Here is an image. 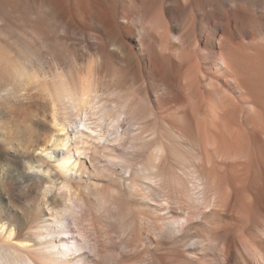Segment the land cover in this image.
<instances>
[{"label": "bare ground", "instance_id": "1", "mask_svg": "<svg viewBox=\"0 0 264 264\" xmlns=\"http://www.w3.org/2000/svg\"><path fill=\"white\" fill-rule=\"evenodd\" d=\"M166 115L190 154L181 166L175 159L187 177L173 174L176 194L162 199L173 222L185 230L211 209L239 210L223 179L246 184L252 145L264 150V0H0V264H71L73 235L96 219L89 195L108 201L90 170L97 159L107 181H129L128 197L159 216L145 189L166 184L168 152L156 127ZM23 120L48 140L31 148L15 137ZM85 175L80 189L74 180ZM33 198L44 201L42 214L18 209L25 202L31 210ZM153 223L163 235L168 224ZM150 227L143 235L154 244ZM248 235L207 236L215 258L204 247L202 256L196 247L173 253L182 264H264V244ZM109 255V246L98 250L102 262Z\"/></svg>", "mask_w": 264, "mask_h": 264}, {"label": "rangeland", "instance_id": "2", "mask_svg": "<svg viewBox=\"0 0 264 264\" xmlns=\"http://www.w3.org/2000/svg\"><path fill=\"white\" fill-rule=\"evenodd\" d=\"M40 57L42 58V61L43 60L46 61L48 67H53L55 65V62L50 59L51 57L49 54L44 53ZM168 116L167 117L164 116L160 118L161 120L165 118L164 119L165 121H158L156 123V127L159 129L160 132H162L161 133L162 140L165 139L164 141L166 142L165 147L167 149L166 152L168 153H166L167 157L165 160H168V162L171 163L168 164V162L165 161L163 165L164 167H162L166 184H164L165 187L164 186L156 187V185L155 186L154 184L151 185L152 183L150 184L148 182L146 184L148 185V187L145 189L147 195L150 198L149 199L150 203L152 205L160 206L159 208L160 215L159 216L156 215V218H154L153 212L155 209L153 208V206H147V205L143 206V204L136 203V201H133L132 198L128 197L129 195L127 191L129 189L127 188V183L129 181H125L124 183L116 182L114 180L107 181L104 173V167H105L104 162H101L98 159L94 160L90 170L92 171V174L93 175L95 174L99 180L104 181L105 184L104 186H106L105 188H107L105 196L108 201L104 202L103 199L100 198V196L95 194L92 195V193L89 195L91 196L88 197V205H90L89 216H92L93 219L94 218L97 219V220L95 219V221L93 220V223L96 225L92 223L87 224L86 221L84 222L85 223L84 225H81L82 235L79 234V232H75V234L73 235V238L75 239L73 240V243L78 251V256H76L72 261H70L71 264H182V255L173 253V249H178L181 253H188L191 247H196L195 250L192 252V254H195L197 256L204 255L205 253L203 252L202 249L204 247L210 252L209 253L210 258H215L216 255L219 256V253L217 250L211 248L210 246L211 241L207 238V236H209L210 234H214L215 232H219L220 240H229V241H236L239 240V238L241 239L247 237L249 233L248 239L251 242L252 241L253 243L256 242V244L262 242V244H264V224H263L264 223V200H263L264 184L262 185V182H264V179L262 177L264 176V174H262L264 173L263 170L264 168L262 169L263 171L261 170L262 166H264V153H262L264 152V150L258 144H254L251 147L252 149H251L250 162L252 160L253 161L251 162L252 164L249 163L250 168L252 167L251 168L252 170H254V168L257 169V167L261 170V171L259 170L261 174L258 172L260 174L259 176L257 175L258 178L256 179L255 176L256 169L253 171L254 173L250 169L251 175L247 176L248 180H246V184L244 181L235 178L231 174H228L223 179V182H228V183L231 182L236 188V190L234 191L235 199H233V203L238 205L239 210H234V209L231 210L227 208H220L219 210L211 209L207 211L206 214L202 215V218H198L202 220L190 223L189 227H187L185 230H182V226L173 222L174 217L171 214H168L169 209H167V207L163 204L162 199L165 196L171 199L172 196L176 194L175 179L173 174H176V172L178 171L179 176H181L182 178L186 176L183 175L184 170L183 169L180 170V166L182 163H179V161L181 159V155L182 157L188 156L189 158L190 154L188 153L189 150L187 151L185 146L182 144L183 142L180 141L175 134H173L174 131L173 133L171 131V129L173 130V128L176 126V124H174L175 123L174 120L176 121V123L177 120L175 119V117L173 118L172 116H169V121H167ZM74 119L75 122L79 121V117H75ZM170 119L173 120L174 123L171 122ZM22 122L24 124H22ZM19 123L21 128L18 131L14 130V136L24 141V143L29 144L31 148H33L37 144H44L48 140L49 136L43 133L34 123L28 121L26 122L25 120ZM165 123L166 125L168 124L167 125L168 127L166 125H163ZM25 125L26 126L28 125L29 130L27 129V131H24ZM75 125L77 124L74 123L73 126ZM9 126L16 128V125H12V123H10ZM32 126L33 128H31ZM21 129L23 130V132ZM166 136L169 138H166ZM0 142H1V137H0ZM254 146L256 147V149L258 148L259 149L256 151ZM150 150L151 149L144 152L142 157H140L141 158L140 160H146L148 158L147 155H149ZM252 152L253 154L255 153V155H253ZM257 152L258 154H256ZM43 156H45L47 159V156L45 154H43ZM253 156L255 157V159H252ZM259 156L261 158V160L259 159L260 161H258ZM137 159L139 160V157H137L136 160ZM170 159H172V161H174L175 164L172 163ZM175 159L180 164V166L176 165L177 162L175 161ZM47 160L52 164H56L55 158H49ZM87 161L88 164L90 165L91 162L90 159H88V157H87ZM172 167L174 168L172 169ZM53 173H56V170H54ZM125 174L126 176L127 175L129 176V173L126 172ZM87 177L88 176L85 175L83 179L74 180V182L76 183L80 182V189L81 187L82 189H84L85 187L83 186H87L88 184ZM85 178L86 180H84ZM176 179H178L177 176ZM255 179L256 181L259 179H262L263 181L259 180L260 182L259 181L256 182ZM171 183L174 185H172ZM47 184L48 182L47 183L45 182V185ZM110 188H111V192H110ZM247 189L250 192H247L248 191ZM246 195L248 196L246 197ZM257 195L258 197H256ZM249 196L250 197L252 196L253 198L251 197L249 199ZM167 197H165V199H167ZM33 200H34L33 201L34 206H32L31 210H27L30 207L27 206L25 202H20L18 204V209L21 212H32L35 213L36 215L42 214L45 208L43 205L44 201L40 198H33ZM101 200L104 203H102ZM177 214H181V213H177ZM46 216L52 217V215H46ZM71 217L72 216H70V218ZM139 218H142L141 219L142 223L144 221V223L146 224L143 225ZM155 221L163 223L164 225L166 224L169 225V226L168 225L165 226L163 230L164 233L167 232V235L166 233L165 235L164 233L162 235V232H160L159 229H154L156 228L153 223ZM134 224L135 225L137 224V226H135ZM140 224L143 227L146 226L144 228L145 230L148 229L149 226H152L150 227V231L152 232L155 230L156 243L150 244V242L144 239L143 232L145 230L142 228V226H140ZM134 227H137V229L139 227V237L137 239L134 238L135 241L132 240L133 238H130V234H132V231L135 230ZM80 228L79 226L76 227V229H80ZM131 229L133 230L131 231ZM165 229L167 230L172 229L173 231L172 230L171 232L169 231L170 233L168 234V231L167 230L165 231ZM152 233L154 234V232ZM136 241L139 243H137ZM101 246H109L111 248L113 255V256L112 255L106 256L103 262L100 261V259L98 258V250L101 248ZM255 257L256 256L253 255L251 258H253L254 260Z\"/></svg>", "mask_w": 264, "mask_h": 264}]
</instances>
